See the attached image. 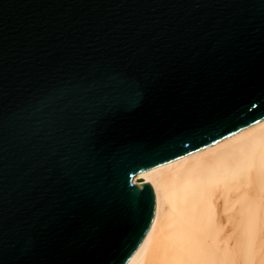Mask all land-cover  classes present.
I'll list each match as a JSON object with an SVG mask.
<instances>
[{
  "label": "water",
  "instance_id": "water-1",
  "mask_svg": "<svg viewBox=\"0 0 264 264\" xmlns=\"http://www.w3.org/2000/svg\"><path fill=\"white\" fill-rule=\"evenodd\" d=\"M264 119V0H0V264H126L134 181Z\"/></svg>",
  "mask_w": 264,
  "mask_h": 264
},
{
  "label": "bare ground",
  "instance_id": "bare-ground-1",
  "mask_svg": "<svg viewBox=\"0 0 264 264\" xmlns=\"http://www.w3.org/2000/svg\"><path fill=\"white\" fill-rule=\"evenodd\" d=\"M137 180L153 212L126 264H264V119Z\"/></svg>",
  "mask_w": 264,
  "mask_h": 264
}]
</instances>
